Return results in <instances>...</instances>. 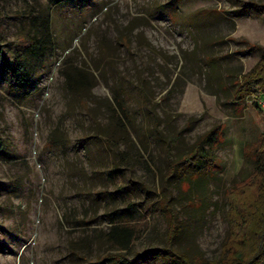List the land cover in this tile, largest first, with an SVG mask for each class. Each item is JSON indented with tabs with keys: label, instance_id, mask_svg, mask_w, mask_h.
Returning <instances> with one entry per match:
<instances>
[{
	"label": "rangeland",
	"instance_id": "rangeland-1",
	"mask_svg": "<svg viewBox=\"0 0 264 264\" xmlns=\"http://www.w3.org/2000/svg\"><path fill=\"white\" fill-rule=\"evenodd\" d=\"M45 17L56 48L32 66L36 80L12 91L0 61V264H101L113 253L179 264L174 251L218 264L226 192L253 175L242 151L264 133L254 97L232 100L260 56L250 45L264 46V0H0L1 50ZM219 125L206 175L190 191L166 181L168 161ZM162 189L181 225L171 243ZM118 219L134 235L125 251L108 238Z\"/></svg>",
	"mask_w": 264,
	"mask_h": 264
},
{
	"label": "trees",
	"instance_id": "trees-1",
	"mask_svg": "<svg viewBox=\"0 0 264 264\" xmlns=\"http://www.w3.org/2000/svg\"><path fill=\"white\" fill-rule=\"evenodd\" d=\"M50 1L58 5L72 3L74 0ZM36 32L30 38H18L13 43L15 47H9L7 50H1L0 47V61L12 91L19 90L36 80L32 66L35 64L42 66L56 48L48 17L42 18ZM250 48L260 51L259 59L248 72L241 74L236 80L232 100L233 103H241L246 98L254 97L255 106L262 116L256 101L264 97V46L250 45ZM65 77L70 88L69 82L72 77L69 75ZM116 104L121 114L120 121L130 123L128 110L119 101H116ZM158 126L159 123H154L153 129L156 137L162 139L163 135ZM221 130L222 127L219 125L200 135L189 150L177 159L168 161L164 179L170 181L178 178L180 188L183 191H190L193 183L200 181L206 175L207 168L213 164L212 151L219 142ZM4 154L5 147L0 141V160ZM242 157L244 162L252 167L253 175L239 185L233 184L226 192L227 210L224 218L227 222V233L218 264H264V133L256 141L245 144ZM196 196L193 202L201 208L205 199ZM170 200L162 189L158 205L167 220L166 237L169 243L181 232L177 213ZM122 222L120 219L114 221L110 227L111 234L108 236L111 244L115 242L116 251H125L134 240L132 231L122 225ZM173 256L179 264H192L185 253L174 251ZM101 264L131 263L123 254L113 253L101 260Z\"/></svg>",
	"mask_w": 264,
	"mask_h": 264
},
{
	"label": "built area",
	"instance_id": "built-area-1",
	"mask_svg": "<svg viewBox=\"0 0 264 264\" xmlns=\"http://www.w3.org/2000/svg\"><path fill=\"white\" fill-rule=\"evenodd\" d=\"M256 104L259 110L261 111L262 115H264V97L257 99Z\"/></svg>",
	"mask_w": 264,
	"mask_h": 264
}]
</instances>
